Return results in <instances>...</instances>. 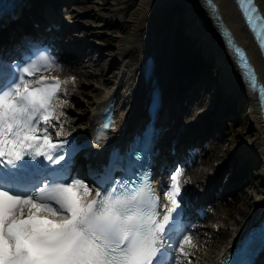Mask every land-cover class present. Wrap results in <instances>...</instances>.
Masks as SVG:
<instances>
[{
    "label": "snow or ice",
    "instance_id": "obj_1",
    "mask_svg": "<svg viewBox=\"0 0 264 264\" xmlns=\"http://www.w3.org/2000/svg\"><path fill=\"white\" fill-rule=\"evenodd\" d=\"M238 3L251 6L242 11L264 51V15L254 0ZM228 35L242 78L255 90V71ZM39 59L62 70L54 57ZM36 64L31 59L0 69V264H193L194 233L181 219L184 168L170 173L165 198L172 206L163 208L146 179L105 189L71 176L78 149L68 150L70 141L60 132L53 136L60 118L52 102L60 98L62 82L55 76L33 80ZM260 91L264 105V86ZM81 187L95 198L86 199Z\"/></svg>",
    "mask_w": 264,
    "mask_h": 264
},
{
    "label": "bare ground",
    "instance_id": "obj_2",
    "mask_svg": "<svg viewBox=\"0 0 264 264\" xmlns=\"http://www.w3.org/2000/svg\"><path fill=\"white\" fill-rule=\"evenodd\" d=\"M214 5H216V15L218 16L217 22L210 15L208 10L205 8L201 0H138L134 10L130 13L127 21L130 24V31L126 35L117 34L118 46L116 50L118 55L122 57L121 65L122 72L115 76L113 79L108 78L109 75L102 71V74L91 73V77L98 82V86L93 89L99 96L90 104L87 114L85 115V122H82V127L78 129L79 135H83L89 129V123L94 119V114L100 106L106 104L109 99H114L115 108L119 110L121 116L119 117V122L121 123L125 119L127 122L124 127L130 129L131 124H134L139 119V108L137 106L141 94L145 91L144 83L142 82V75L140 72V65L143 58L150 52L155 53V63L153 66L152 77L157 81L158 87H165V85L170 81V64L166 65V59H169L170 50L162 42L165 41L163 35V27L161 26L162 19L165 18V13L171 6L179 12V15L172 16L173 20H169L171 23L175 21L179 16H184L187 21V27L189 33H192L195 37H200L203 41L202 58L208 60L210 58L213 60L214 57L218 58L221 62L220 65V78L219 86L222 89L221 101L218 99V105L213 106V114L205 122H202L199 129H195L196 124L190 125V130L194 131V134L188 133V125L185 126V130L179 132L177 130V113L181 111L183 106L179 103V98L175 96H167L163 98V108L160 112V122H156L158 130H161L162 123L168 125V117L170 116L171 110L174 111L172 115H176L172 118L171 123L167 126V131L161 132V138L167 140L175 139L178 137L180 141L186 137H201L202 135L208 133L210 127H218L220 118L227 116L225 103L232 101V103L238 104L242 108V112L246 113L247 121V131L239 134L240 142L236 145L233 150L232 157L230 158L231 163L237 161L242 162L243 166L238 171L239 180H235L234 177L231 178L230 184L224 183V190L234 194L235 192H243L240 188L243 179L247 177L246 172L249 170L252 174L256 171V175L253 179H259V187L257 194L253 196L252 206L244 208H238L239 213L244 217V220H238L237 217L232 216L230 223L237 226L238 229H243L246 227L254 218V216L264 208V138L262 133L264 130V124H262L258 118L257 107L255 103V96L246 88L239 85L237 78V68L234 57L231 52H228L225 44L219 36V27L227 28L235 38L236 42L247 49L250 59L254 66L256 67L259 78L264 82V66L259 58V55L253 46L250 36L246 32L239 13L237 12L235 5L232 0H210ZM261 11L264 13V0H257ZM39 0H32L29 10L26 12L31 17L37 15L39 10ZM70 10H67L69 12ZM71 15L72 13L69 12ZM167 19V18H166ZM171 19V18H169ZM111 20V19H110ZM21 33V32H20ZM15 33L14 38H20L21 34ZM120 33V32H119ZM81 46L74 53H80ZM92 52H99L94 46L88 47ZM83 55H85V49L81 50ZM106 56L101 57L99 54H91L90 57L81 58L80 62L83 63L81 67L85 66V63H91L89 68L92 70L96 65H98L99 60H103ZM216 60H214L215 62ZM68 64L72 65V58L68 57ZM118 62L112 59L109 70L111 71L112 66H116ZM216 64V63H215ZM217 65V64H216ZM66 66V65H65ZM218 66V65H217ZM66 68L62 66V69ZM73 68V67H72ZM74 69L80 70L79 62L75 65ZM108 70V71H109ZM88 73V71H87ZM86 74V73H84ZM79 75V74H78ZM79 77H86L83 74ZM168 80V81H167ZM62 81H67V94H61L60 98L57 99L56 105L57 109H61L60 113L63 112L66 115V119H62L64 123L68 121L67 119L73 118L70 113V109L62 106L63 100L71 96L70 91L73 88H78V80L75 79L73 83L68 78H63ZM171 82V81H170ZM187 97L190 100L191 93ZM86 99V98H85ZM102 108V107H100ZM225 108V109H224ZM177 111V112H176ZM231 115V112L230 114ZM83 117H79L82 120ZM223 120V119H222ZM198 122V121H197ZM130 125V126H129ZM124 127L120 129H124ZM126 128V129H127ZM218 131L220 129L217 128ZM188 133V134H187ZM212 133V132H211ZM119 134L115 135L117 139ZM122 138V137H120ZM115 140V138H113ZM163 148L166 146L165 143L160 145ZM242 160V161H241ZM249 162H253L250 166ZM249 164V166H247ZM228 165V164H227ZM230 165V164H229ZM226 167V165L224 166ZM245 170V171H244ZM216 178V177H215ZM247 183L242 185V188H247V184H251V180L246 178ZM211 184V185H210ZM214 182H208L206 185L205 194L207 197L212 195V189ZM201 184L195 183L196 191L199 190ZM225 193V192H224ZM236 196V195H235ZM214 201V198L211 202ZM253 212V216L248 217L249 213ZM248 217V218H247ZM229 231V230H228ZM230 234V232H227ZM203 231H196L193 236V244L197 247L198 256H194L193 264H213L215 260L219 257L220 253L233 247L234 239L231 237L224 242H219L218 244L211 243V247H203L200 249L205 239ZM221 243V244H220ZM260 264H264L262 261Z\"/></svg>",
    "mask_w": 264,
    "mask_h": 264
},
{
    "label": "rangeland",
    "instance_id": "obj_3",
    "mask_svg": "<svg viewBox=\"0 0 264 264\" xmlns=\"http://www.w3.org/2000/svg\"><path fill=\"white\" fill-rule=\"evenodd\" d=\"M137 2L138 0H80L77 5V9L76 6H74L73 9L75 11L78 10L79 15L82 14V16L72 19V24L78 25L77 29H86L97 33V35L100 36V39L104 41L100 42V45L105 49V51L103 52V56H106V58L101 60L102 64H104L108 59V51L111 49H115L117 45L118 38L116 35L119 34V32L123 35L129 33L130 24L127 19L130 13L134 10ZM179 14L180 13L177 12V10L174 8L167 11L165 13V18L162 19L161 26L163 28H166L167 26L171 25V22L169 20H173L174 18L172 19V16H176ZM177 20L178 18L173 21L175 26L177 24ZM95 26L100 28L95 29ZM179 41L183 42V40L180 39ZM214 60H216L215 63L218 66L221 65V62L218 58L214 57ZM193 62H195V60ZM72 67L73 66H69L63 68L62 70L57 68L53 71V73H57L59 76H65L71 73L75 74L74 76L76 78L77 76H81L82 74L83 76H86V78L80 77L79 84L81 90L73 93L68 101V105L66 106L67 108L69 107L70 113L71 115H73L74 119H72L71 121L76 123V127L78 128L83 126L82 122H85V115L87 114V110L90 104H92L93 100L97 96H99V94H97L93 89L94 86L97 87L98 82H96V80L91 77L92 72H89L86 66L81 67V70L79 71ZM104 69L105 66L103 68H100L98 71L102 74V71H104ZM113 71H116V69L113 68ZM213 96L214 95H212V97L207 99L206 101L203 100L201 106L194 114L193 117H195V119H198V122H196V127L201 125L202 122L206 123V120L213 114V106L215 107L218 105L219 98L213 99ZM79 117H83L82 120H79ZM220 121L221 122H219V126L221 130L219 131V133L220 135L224 134V137H222V139H219L218 143L212 146L213 151L207 153L204 159L201 160L202 162L199 164V166H197V168H194L189 173V175H187V179L191 178L198 184H200V181L203 180L209 181L215 179L216 184L221 183L223 186V182L225 183L227 181H230L232 177H235L237 175L238 171L243 166L242 162L240 161L239 164L237 163V161L231 163L232 160H230V157L232 156L233 150L235 149L236 145L241 141V138L238 135L247 131L245 111L241 112L239 116L227 115L220 118ZM191 122H194V119H192ZM249 163L250 166L254 164L253 162ZM225 165L226 167H224ZM247 166H249V164ZM255 172L256 171H254L252 174L247 170L246 178H249L252 181L251 184H247V188L240 187L241 189H243V192L237 191L236 193L238 194H235L236 196L232 195L233 200L230 203L223 201L220 205L217 206V209L214 210L219 212L218 216L224 223V229L220 232L219 237L212 238V240H215L216 244H218L219 242H224L231 237L233 231H231V235L227 234L226 231H229L228 229H226V227H230L231 229L237 227L233 224L234 222L230 223L232 216L237 217L238 220H244V217L246 215L242 216L239 213L238 208H244L245 206L247 207L248 204L251 205L253 202L252 199L254 194L258 193L257 189L261 190V188L259 187V179H253L256 175ZM252 214L253 212L249 213L248 215Z\"/></svg>",
    "mask_w": 264,
    "mask_h": 264
},
{
    "label": "trees",
    "instance_id": "obj_4",
    "mask_svg": "<svg viewBox=\"0 0 264 264\" xmlns=\"http://www.w3.org/2000/svg\"><path fill=\"white\" fill-rule=\"evenodd\" d=\"M191 56H192V54H190L189 52H184V60H185V61H190ZM184 60H183V61H184ZM185 61H184V62H185Z\"/></svg>",
    "mask_w": 264,
    "mask_h": 264
}]
</instances>
